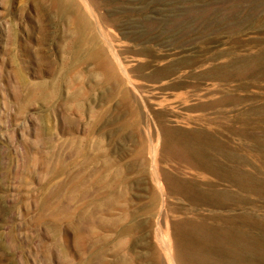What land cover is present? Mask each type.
<instances>
[{"label": "rangeland", "instance_id": "1", "mask_svg": "<svg viewBox=\"0 0 264 264\" xmlns=\"http://www.w3.org/2000/svg\"><path fill=\"white\" fill-rule=\"evenodd\" d=\"M61 3L0 0V264H264V0ZM77 13L102 59L73 58Z\"/></svg>", "mask_w": 264, "mask_h": 264}, {"label": "bare ground", "instance_id": "2", "mask_svg": "<svg viewBox=\"0 0 264 264\" xmlns=\"http://www.w3.org/2000/svg\"><path fill=\"white\" fill-rule=\"evenodd\" d=\"M35 1H41V0H35ZM49 1V3H50V5H54V6H56V7H58L59 8V10L62 12V14H64V9H62L61 7H62V3H61V0H48ZM47 2V1H46ZM75 4V3H74ZM48 6V5H47ZM84 10V9H83ZM91 14V13H90ZM62 17H64L63 15H61ZM65 19V18H64ZM60 20V19H59ZM66 20H67V18H66ZM67 24H68V27H69V33L71 34V37H72V41H73V43H74V46H73V48H72V55H73V58L74 59H76V60H82V61H84V62H87V63H89V62H93L94 60H97V59H102V57H104V51L99 47V45H97V43L95 44V42H94V36L92 35V34H89L88 36H86L85 34H86V31H87V29H88V24H87V21H86V19H85V17L83 16V15H81V14H76L74 17H73V19L71 20V22L69 21V23L67 22ZM87 25V26H86ZM68 33V34H69ZM110 52V51H109ZM113 58H115V57H113ZM73 59V60H74ZM75 60V61H76ZM96 63V62H95ZM76 64V63H75ZM74 64V65H75ZM87 65V64H86ZM85 65V66H86ZM43 66V65H42ZM89 67V66H88ZM119 67V66H118ZM118 69V68H117ZM88 70V69H87ZM210 74V73H209ZM85 79V78H84ZM37 86H39L38 88H45L46 86H44V83H42L41 82V84H38ZM79 86V85H78ZM36 87V86H35ZM56 87V86H55ZM115 87V86H114ZM43 88V89H44ZM36 89H37V87H36ZM80 89V88H79ZM32 91V90H31ZM42 91V90H41ZM108 96H109V94H108ZM118 96V95H117ZM106 111V110H105ZM129 123V122H128ZM144 136V135H143ZM149 136V135H148ZM145 137V136H144ZM148 138V137H147ZM146 141V140H145ZM100 143V142H99ZM133 143V142H132ZM164 144H165V147H169V145H167V141L165 140V142H164ZM149 146V145H148ZM148 151V150H147ZM146 151V152H147ZM144 152H145V149H144V147L143 146H141V145H139V146H136L134 149H133V151L131 152V155H132V157H133V159H132V161H130V163L127 165V168L126 169H128L127 171H129V172H131V173H133L134 172V176L136 175L135 174V172H137L138 170H143V169H138V170H136V163L140 160V158L141 157H143V155H144ZM148 153V152H147ZM103 155V154H102ZM148 155V154H147ZM149 157V156H148ZM105 159V158H104ZM142 159V158H141ZM150 159V158H149ZM114 160V159H113ZM106 162V161H105ZM110 162V161H109ZM108 161H107V163L106 164H108L109 163ZM150 162V161H149ZM115 165H117V163H115ZM126 165V164H125ZM118 166V165H117ZM117 166H114V167H117ZM103 167H104V165H103ZM146 167V166H145ZM113 168V167H112ZM113 169H111V171H112ZM119 170V169H118ZM61 171V170H60ZM106 171V170H105ZM117 171V170H116ZM60 173V172H59ZM113 173V172H112ZM141 174V173H140ZM113 175V174H112ZM123 175V174H122ZM122 175H120V173H118L117 174V176H116V179L119 181V182H121V183H127V180L125 179V178H123L122 177ZM127 175V174H126ZM138 175H139V173H138ZM115 176V175H114ZM133 176V179L135 180V177ZM112 177V176H111ZM105 178V177H104ZM103 178V179H104ZM141 178V177H140ZM139 178V179H140ZM103 179H101V180H103ZM113 179V177L111 178V180ZM114 179H115V177H114ZM115 179V180H116ZM104 181V180H103ZM109 181V180H108ZM136 181V180H135ZM98 182H100V181H98ZM102 182V181H101ZM113 182V181H112ZM111 181H109V183H112ZM105 183V182H104ZM103 183V184H104ZM100 183H98V185H99ZM105 186H107V185H105ZM108 186H110V185H108ZM120 186H121V184H120ZM110 188V187H109ZM103 190V189H102ZM108 190V189H107ZM111 191V190H110ZM114 192H115V190H113ZM112 192V191H111ZM117 192V191H116ZM123 191H121V192H119V195L121 196L122 195V197L125 195V194H123L122 193ZM113 193V192H112ZM116 194H118V192L116 193ZM115 194V195H116ZM114 195V196H115ZM117 196V195H116ZM115 196V197H116ZM119 196V197H120ZM126 196V195H125ZM138 197V196H137ZM113 198V197H112ZM109 199V198H108ZM110 199H111V197H110ZM114 200V199H113ZM117 200H118V198H117ZM116 200V201H117ZM121 200V199H120ZM103 201H105V200H102L101 202H103ZM115 201V202H116ZM155 201H156V195L154 194V193H150V199H149V202L147 203V204H144L143 206H141L139 209H137V211H140V212H142L143 214H152L153 213V210H154V207H155ZM96 203V202H95ZM100 203V202H99ZM109 203H110V201H109ZM101 204V203H100ZM106 204V206H108V204L107 203H105ZM110 204H113V203H110ZM109 204V205H110ZM119 204V203H118ZM114 205H116L117 206V204H114ZM120 205V204H119ZM100 206H102V205H100ZM115 206V207H116ZM57 207V210H59L58 209V206H56ZM99 207V206H98ZM119 208H120V206H118ZM124 207V206H123ZM87 208V207H86ZM104 208H105V206H104ZM101 209V208H100ZM127 209V208H126ZM60 211V210H59ZM111 211V210H110ZM136 211V212H137ZM55 212V211H54ZM91 213H92V210L91 211H83V214L84 215H82V217L83 216H85L84 218H88L90 215H91ZM125 213V212H124ZM123 213V214H124ZM80 214V213H79ZM82 214V213H81ZM126 214V213H125ZM94 215V214H93ZM70 216V215H69ZM81 216V215H80ZM80 216H79V218H80ZM53 217V216H52ZM91 217V216H90ZM115 218V217H114ZM93 220H94V217L92 218ZM110 218H108V220H109ZM80 220H82V219H80ZM90 220H91V218H90ZM112 220V219H111ZM114 220V219H113ZM121 220H123V219H121ZM71 221V220H70ZM85 221V220H84ZM89 221V220H88ZM134 221V220H133ZM94 222V221H93ZM109 222V221H108ZM111 222V221H110ZM116 222V221H115ZM117 222H120V220H118ZM124 222V221H123ZM132 222V221H131ZM97 223V222H96ZM91 224V223H90ZM98 224V223H97ZM97 224H95V225H97ZM119 223H117V225H118ZM108 225H110V224H108ZM117 225H114V227L115 226H117ZM98 226V225H97ZM100 226V225H99ZM111 226V225H110ZM122 226H124V225H122ZM94 227V226H93ZM112 227H113V224H112ZM95 229H96V227H94ZM100 228H101V226H100ZM107 228H109L108 226H107ZM138 229V225H136V222H132L131 223V225H129V226H127V227H121V228H118V229H115V234H116V236L115 237H117V236H120L121 234H123V233H126V232H128L129 230H131L132 232L131 233H134L136 230ZM90 230V229H89ZM111 230V229H110ZM90 232V231H89ZM92 232H93V230H92ZM94 232H96L95 230H94ZM75 233V237L74 238H76L75 239V241H76V243H78V244H80L81 245V247L83 246H85L84 245V240H83V238H82V236L80 235V233H78L77 231H75L74 232ZM91 234V233H90ZM127 234H129V233H127ZM127 234H124V235H127ZM89 235V234H88ZM91 236H95V234H91L90 235V237ZM124 237V236H123ZM122 237V238H123ZM127 237V236H126ZM131 237V236H130ZM96 238V237H95ZM119 238V237H118ZM97 239H98V237H97ZM132 239V238H131ZM123 240V239H122ZM74 241V240H73ZM100 242V241H99ZM105 243V242H104ZM135 244V243H134ZM77 245V244H76ZM75 245V246H76ZM105 245V244H104ZM106 246V245H105ZM134 246L135 245H133V247H131V248H127V251L128 250H131L132 252L134 251ZM79 247V246H78ZM157 247H158V245H157ZM177 259H176V261L178 262V264H188L189 263V261L191 262V261H193L194 263H206L205 262V260L207 259V257H206V254L205 253H203V252H201L200 250L199 251H190V250H188V251H184L183 250V248H181V246H180V244H179V246L177 245ZM124 248H126V246H124V243H123V241L122 242H114V245H113V247L112 248H107V247H104L103 248V252L102 253H109V251L113 254V256H114V259L113 260H111L110 259V262L109 261H105L106 260V258H103V257H101V254L99 255V256H96V257H98L99 259H100V261H101V263L100 264H105V263H107V264H128L129 263V261H131L133 258H135V254L133 255H131L130 256V258H128L129 260H126V259H123L122 258V256H123V251L125 250ZM101 249H102V247H101ZM84 250V249H83ZM93 250V249H92ZM92 250H90V251H92ZM62 251V250H61ZM162 251V250H161ZM90 253H92V252H90ZM127 253V252H126ZM147 253V252H146ZM62 255V254H61ZM95 254H91V256H94ZM97 255V254H96ZM107 255V254H106ZM124 255H125V253H124ZM64 256V255H63ZM142 256H144L143 258H147V259H150L151 258V256H152V253L151 252H149L147 255H144V254H142ZM67 258V257H66ZM119 258V259H118ZM142 258V257H141ZM140 258V256H139V259H141ZM206 258V259H205ZM84 259V258H83ZM139 259H138V261H139ZM91 259H86V260H84V262H83V260H81L82 261V263L81 264H91V261H90ZM103 260H104V262H103ZM136 259H134L133 261H135ZM142 261H143V259H142ZM142 261H140V263L142 262ZM165 261V260H164ZM163 261V262H164ZM65 264H68V263H65ZM131 264V263H130ZM208 264H210V263H208ZM229 264V263H228Z\"/></svg>", "mask_w": 264, "mask_h": 264}]
</instances>
